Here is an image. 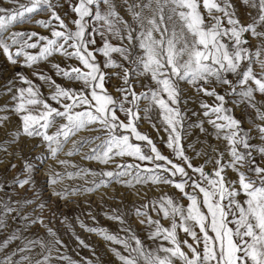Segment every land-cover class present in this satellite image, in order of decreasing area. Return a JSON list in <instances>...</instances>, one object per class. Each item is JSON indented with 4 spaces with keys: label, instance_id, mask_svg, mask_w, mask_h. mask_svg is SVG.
Wrapping results in <instances>:
<instances>
[{
    "label": "snow or ice",
    "instance_id": "obj_1",
    "mask_svg": "<svg viewBox=\"0 0 264 264\" xmlns=\"http://www.w3.org/2000/svg\"><path fill=\"white\" fill-rule=\"evenodd\" d=\"M40 14L47 18L34 19ZM23 23L48 35L13 30ZM0 54L35 77L16 72L0 89V153L22 162L0 180L13 188L0 196V232L9 217L20 216L24 230L39 223L50 237L27 239L17 229L0 243V264H93L63 255L57 232L41 216L22 214L36 200L13 198L17 189L39 198L43 165L52 195L61 199L113 184L138 197L144 188L158 192H143L145 202L133 212L151 244L130 227L120 236L79 222L109 243L119 264H264V0H0ZM56 55L76 63L61 66L51 60ZM42 63L69 84L57 83ZM141 122L168 155L139 130ZM85 147L82 159L102 167L68 172L91 179L56 190L64 174L53 164L67 167L60 154ZM36 149L42 151L32 156ZM44 208L41 202L33 212ZM117 213L105 216L125 225ZM15 240L21 244L5 251Z\"/></svg>",
    "mask_w": 264,
    "mask_h": 264
},
{
    "label": "rangeland",
    "instance_id": "obj_2",
    "mask_svg": "<svg viewBox=\"0 0 264 264\" xmlns=\"http://www.w3.org/2000/svg\"><path fill=\"white\" fill-rule=\"evenodd\" d=\"M5 7L9 5L5 3ZM67 11V6L65 5L64 9L61 11ZM47 16L44 14H40L36 16L34 19H46ZM15 31H36L43 35H48V32L45 29H42L36 26L34 23H23L17 24L13 27ZM52 62L60 63L61 66H66L67 64H75L73 61H65L63 57L56 55L51 58ZM40 69L47 74L51 75L54 79H56L57 83L67 86L69 82L56 77L55 72L51 69L48 63H42L40 65ZM16 72H23L28 75L31 79L35 80V77L31 76V70L26 68H20L18 65L13 66L7 62L5 57L0 54V89L7 83L8 80H11ZM39 83V81H36ZM78 87L79 85H73ZM42 91L47 93V89L43 88ZM193 93L189 90L188 95H192ZM259 98V97H258ZM3 98H0L2 100ZM189 107L195 108L196 105L193 103H189ZM238 118L245 119V116L242 114L241 110L237 109L236 113ZM123 118V117H122ZM244 127L247 128L248 124L245 123ZM140 131L146 132L152 136L154 140H157L158 146L164 152L165 155H168V150L163 147L162 144L159 143V139L157 137V133L153 131L151 126L147 122H141ZM80 136L88 137L95 135V133L91 132H81ZM199 135L198 130H196L191 137H189V142L196 139ZM159 136L164 137L166 139V135L161 131ZM79 138V137H77ZM203 137H201L202 139ZM71 147V144L66 146L67 148ZM199 147V145H197ZM11 151V149H9ZM28 149L25 148V155H28ZM42 149H36L35 152H32L31 155L35 156L37 153L41 152ZM88 148L85 147L82 150L81 154L66 156L64 153H61L59 159H66L69 161L67 167L62 165L53 164L52 161H48L49 164H53V167L56 171L64 174V178L60 184L56 185V190H62L67 187L69 190L76 187L85 186V179H91V177H86L85 179H81L80 177L74 176L69 178L67 176L68 172H77L79 168H90L93 170H99L102 166L96 164L92 161H87L82 159V154L87 152ZM189 155H193V153L189 152ZM17 164V168L15 170L10 171L11 164ZM194 164L202 163V160L195 159L193 161ZM76 165L77 167H73ZM22 166V162L19 159L12 158L9 156L0 153V180L4 178H11L15 172L20 171ZM114 167V165L109 166V168ZM47 170V165L42 166V171L36 175L37 181V191L39 193V198L37 199L36 193L34 191H27L17 189L16 191L19 193L18 196H14V199H18L21 197L34 199L36 203L33 205H28L23 209L22 214H31L33 216H41L44 220V223L47 227L52 228L57 232L59 238L63 241L64 247L60 249V252L69 257L74 261H82L83 258H88L93 261V264H119V261L114 256V254L109 250V243L105 242L100 236L95 233H90L85 231L80 227L79 222H83L85 225L89 227H102L108 230L111 234H117L120 236H124L125 233L121 231L122 227H130L132 232L137 235L142 241L146 244H151V241L146 239L147 230L146 228L138 222V219L133 214L135 207L139 206L145 202V197L143 196V192H147V198H152L158 195L156 190H148L147 188L142 189L141 196L138 197L135 195V190H128L122 186L113 184L111 187L107 189H101L94 193H88L83 195H68L64 199H61L57 196L52 195L53 188L49 187L46 183L47 176L45 172ZM0 187L3 188V192H0V196L4 195V193H11L13 188L7 184H0ZM169 193H172L176 196H179L178 192H175L174 189L168 188L165 189ZM106 193V195H105ZM43 202L45 204V208L41 212L37 210L33 212V209L36 208V205ZM184 204H187L186 200L182 201ZM112 209H117V214H123L124 219L126 221L125 225H121L118 221H113L107 219L105 213L112 214ZM91 213V215H89ZM95 217V221H93L92 217ZM155 218V215L153 214ZM24 223L20 216L9 217L7 220V228L0 232V243L3 242L9 235L19 229L23 236L27 239H50L47 235L46 228L37 223L32 225L27 230H24ZM167 223V222H165ZM75 233V235H73ZM79 237L81 240L85 242V244L89 245V248H85L80 246L76 237ZM191 242V240H190ZM21 244V241L15 240L10 242L8 248L5 250L7 252H11L18 245ZM115 247L120 248L119 245H115ZM39 252L40 249L37 248L35 250ZM95 253V255H93ZM98 258V259H97ZM56 264H67V261H56Z\"/></svg>",
    "mask_w": 264,
    "mask_h": 264
}]
</instances>
